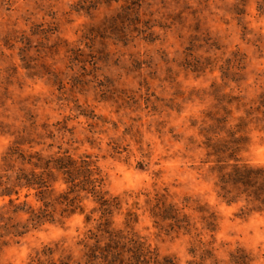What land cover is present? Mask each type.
Listing matches in <instances>:
<instances>
[{
  "label": "clouds",
  "instance_id": "9594fccd",
  "mask_svg": "<svg viewBox=\"0 0 264 264\" xmlns=\"http://www.w3.org/2000/svg\"><path fill=\"white\" fill-rule=\"evenodd\" d=\"M0 264H264V0H0Z\"/></svg>",
  "mask_w": 264,
  "mask_h": 264
}]
</instances>
